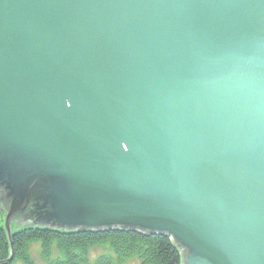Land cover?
Here are the masks:
<instances>
[{"label":"water","instance_id":"water-1","mask_svg":"<svg viewBox=\"0 0 264 264\" xmlns=\"http://www.w3.org/2000/svg\"><path fill=\"white\" fill-rule=\"evenodd\" d=\"M0 215L264 264V0H0Z\"/></svg>","mask_w":264,"mask_h":264},{"label":"trees","instance_id":"trees-1","mask_svg":"<svg viewBox=\"0 0 264 264\" xmlns=\"http://www.w3.org/2000/svg\"><path fill=\"white\" fill-rule=\"evenodd\" d=\"M38 243L47 264H84L93 248H107L112 254L96 258L95 264H182V253L165 235L137 231L107 230L67 233L47 227H24L11 239L0 215V264H37L31 244Z\"/></svg>","mask_w":264,"mask_h":264},{"label":"rangeland","instance_id":"rangeland-1","mask_svg":"<svg viewBox=\"0 0 264 264\" xmlns=\"http://www.w3.org/2000/svg\"><path fill=\"white\" fill-rule=\"evenodd\" d=\"M30 248H31V254L37 264H47V262L44 260V258L41 255L40 245L38 243H32ZM106 253H109L110 255L112 254V252H110L109 249L107 248H102V247L93 248L89 252L88 260L84 264H95L96 258ZM137 263H138L137 259H132L127 262V264H137Z\"/></svg>","mask_w":264,"mask_h":264}]
</instances>
